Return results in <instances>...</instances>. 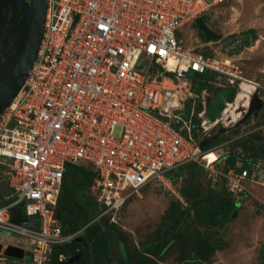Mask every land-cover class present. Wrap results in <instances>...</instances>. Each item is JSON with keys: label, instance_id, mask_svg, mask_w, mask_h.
I'll list each match as a JSON object with an SVG mask.
<instances>
[{"label": "built area", "instance_id": "built-area-1", "mask_svg": "<svg viewBox=\"0 0 264 264\" xmlns=\"http://www.w3.org/2000/svg\"><path fill=\"white\" fill-rule=\"evenodd\" d=\"M227 1L47 0L37 59L0 115V157L9 159L0 161V171L13 190L7 199L14 197L0 206V231L25 249L17 261L49 264L54 246L77 240L94 222L117 223L131 198L152 182L169 189V174L188 163L206 168L214 185L222 179L237 198L251 194L249 181L263 183L259 165L226 170L224 149L257 130L238 127L256 117L242 121L264 82L246 78L232 57L206 55L183 38L186 26ZM207 74L214 75V87L197 91ZM243 84L249 92L238 100ZM227 87L237 88L235 99L220 117L209 118V100ZM231 131L237 135L201 148ZM211 153L215 160H204ZM83 161L97 173L90 192L99 213L66 234L57 203L68 162ZM20 203L24 223L12 220Z\"/></svg>", "mask_w": 264, "mask_h": 264}, {"label": "rangeland", "instance_id": "rangeland-1", "mask_svg": "<svg viewBox=\"0 0 264 264\" xmlns=\"http://www.w3.org/2000/svg\"><path fill=\"white\" fill-rule=\"evenodd\" d=\"M204 19L219 38L208 39L196 24H192L184 29L185 45L206 54L232 57L246 78L264 82V0H228L212 9ZM13 24L17 30L8 38V44H5L6 34L0 38V75L11 68L22 46V28L15 21ZM242 88L241 93L247 91L249 85L244 84ZM262 97L264 99V93ZM255 128L261 130L259 135L242 144L231 143L224 151L240 152L241 156L256 155L253 163L264 172V114L248 120L238 131ZM236 135L237 132L231 131L221 136L228 140ZM241 146H245L246 151ZM215 158L216 154L211 153L204 160L212 162ZM0 161L9 159L0 157ZM83 166L91 168L89 163ZM174 172L172 187L168 189L152 182L141 196L131 198L122 208L113 225L121 239H108L107 258L99 257L90 241L79 248L83 252L81 260L86 259L85 263L80 260V264H264L260 259L264 245V184L249 182L251 194L237 198L227 193L222 179L214 185L210 172L200 164L188 163ZM85 183L81 172L71 171L66 176L64 196L80 216L89 201V186ZM11 194L0 171V200ZM214 194H219L218 201L228 197L233 202L228 218L217 227L199 221L196 215V207ZM187 209L191 215L184 222L183 212ZM161 238L164 239L160 241ZM0 242L13 241L0 236ZM150 246L157 248L147 252ZM0 264L24 263L2 253Z\"/></svg>", "mask_w": 264, "mask_h": 264}, {"label": "water", "instance_id": "water-1", "mask_svg": "<svg viewBox=\"0 0 264 264\" xmlns=\"http://www.w3.org/2000/svg\"><path fill=\"white\" fill-rule=\"evenodd\" d=\"M17 7L19 15H24L26 18V27L24 32V43L18 50L16 61L11 68L5 72L0 78V115L8 108L16 96L23 88L26 80L33 68L37 59L40 45L44 33V25L47 12V0H13ZM196 24L208 39H217L219 35L216 34L205 22L203 17L196 20ZM237 92L236 87L219 88L215 91L214 96L208 103V117L216 119L221 116L222 111L227 101L235 99ZM264 109V99L257 90L252 96L248 112L246 113L243 122L250 118L253 114L258 116ZM226 129H221L220 132H225ZM218 136L212 139H206L201 142V148L209 146L211 141H214ZM259 177L263 178L264 173L259 172ZM23 204H17L12 209V220L16 223H24L28 221V217L23 215ZM104 233L108 239L120 240V232L113 226L108 225L104 229ZM0 236L9 239L8 234L0 231ZM164 238H161L162 241ZM10 240V239H9ZM78 241H83V236L77 238ZM4 244L0 242V253H4L8 257L16 259L25 258V249L20 246L9 244L3 249ZM83 252L79 249L73 251L69 256L61 261V264H73L79 261ZM260 258L264 260V245L261 250Z\"/></svg>", "mask_w": 264, "mask_h": 264}, {"label": "trees", "instance_id": "trees-1", "mask_svg": "<svg viewBox=\"0 0 264 264\" xmlns=\"http://www.w3.org/2000/svg\"><path fill=\"white\" fill-rule=\"evenodd\" d=\"M3 1L5 2L6 10H7V8H9L10 2L12 0H0V9H1L0 14L1 15H3V13H4ZM16 30H17V26L13 25L12 31H9L6 33L5 44H8V41H9L8 38L13 37L16 33ZM247 45H248V42H247ZM204 54H206V53H204ZM0 55H1V50H0ZM206 55H214V54L210 53V54H206ZM1 77H2V75H0V78ZM197 78H198V76H197ZM213 79H214V75H210V74L204 75V77L199 81V84L196 87L197 91L200 92L201 90H203L206 87L213 88L214 84L212 82H210V80L212 81ZM260 133H261V130L258 129L252 133H249V134L235 140L233 143L242 144L245 140H248V139H250V137H253L255 135H259ZM225 140L226 139L224 138V136H220L219 138H217L215 141H213L211 143L210 147L217 145L219 143H222ZM241 147H243V146H241ZM244 148H245V146L242 149L244 151H246V149H244ZM251 148H252L251 150H253L252 146H251ZM255 151L257 152L258 149H256ZM237 153L238 154H236V153H229L228 154L227 159H226V166H225L226 170L229 167H235V168H237V170H240V171L243 169H246V168L250 169L252 166L251 164H254L253 160L257 156L256 155L255 156H253V155L241 156L242 154L240 152H237ZM83 163H88V162H85V161L80 162V163L68 162L67 169H66L65 176H64V182H63L61 194L59 196L58 203H57L56 214H57V217L59 218V220L62 224L63 231L66 234L75 233V232L85 228L86 226H88L92 222V220L95 218V216L99 213V207L95 201V198L92 196V194L90 192V188H91L92 184L94 183V181L97 177V173L94 170V167L90 163L89 164H90L91 168L83 166ZM238 163H241V167L238 166ZM190 164H196V163H190ZM71 171L81 172L82 175L84 176V178L86 179L85 184H88V186H89L88 187V196H89L88 206L86 208H84L83 212H81V216L79 213L75 214L73 208L70 207L68 200L64 196L65 195L64 193H65V185H66V176ZM173 173H175V172H172L169 174L170 177H173ZM226 191L229 195L234 196L227 189H226ZM12 193H13V190H12ZM234 197H236V196H234ZM220 198H222V197H220ZM12 199H14V197H12L11 199L6 198L4 200H0V206L6 202L12 200ZM218 200H219V194H214V195L210 196V198H206L205 201L201 202L196 207L197 219L199 221L205 222L208 225L213 226V227H217L221 223H223L228 218L229 209H230V206L233 204V202L228 197H224L220 201H218ZM174 205L175 204H173L172 207H174ZM183 213H184L183 214L184 222H187L188 218L191 215L190 214L191 212H190V210L187 209ZM36 225L39 227V223ZM107 225H108V222H101V221L94 222V223L90 224L84 230V232L82 234L84 240L82 242H79L76 239H74L67 244L54 246L53 251L50 255L51 259H50L49 264H61V261H60V255L61 254H64L65 256H69L73 251L79 249L80 247H82L86 243L88 244L90 241L93 242V251L96 254H98L99 257L107 258L109 256V254H108L109 250H108V246H107L108 238L106 237V235L104 233L105 226H107ZM113 225H115V223H113ZM177 236L179 237V235H176L175 237H177ZM157 246H150L146 249V251L150 252V251L154 250L155 248H157ZM213 249H216V248L213 247ZM82 256H83V254H82ZM202 257H203V259H205L204 256H202ZM79 261H77L73 264H80V262L85 263L86 259H82L80 262Z\"/></svg>", "mask_w": 264, "mask_h": 264}, {"label": "flooded vegetation", "instance_id": "flooded-vegetation-1", "mask_svg": "<svg viewBox=\"0 0 264 264\" xmlns=\"http://www.w3.org/2000/svg\"><path fill=\"white\" fill-rule=\"evenodd\" d=\"M3 7H4L3 8V11H4L3 15L4 16L0 14V38H2L3 35H5L7 32L12 31L13 25H15V24H13V21H15L16 24H20V26L22 28L20 33L22 34L21 41H22V45H23V43H24V32H25V27H26L25 16L19 15L17 7L15 5V2L13 0L10 2L9 8H7V10H6L5 2L3 1ZM0 13H1V9H0ZM79 242H82V241H79Z\"/></svg>", "mask_w": 264, "mask_h": 264}, {"label": "crops", "instance_id": "crops-1", "mask_svg": "<svg viewBox=\"0 0 264 264\" xmlns=\"http://www.w3.org/2000/svg\"><path fill=\"white\" fill-rule=\"evenodd\" d=\"M262 113L264 114V111H263V110H262V111L259 113V115L256 116V117H261ZM256 117H255V118H256ZM260 179H261V178H260ZM249 182H250V181H249ZM249 182H248V183H249ZM251 183H253V184H254V183H256V184H264V177H263V183L252 182V181H251ZM251 185H252V184H251ZM254 187H256V185H254ZM9 241H10V240H9ZM11 241L15 242V240H13V239H12ZM260 259H261V258H260ZM263 262H264V260H262V263H263Z\"/></svg>", "mask_w": 264, "mask_h": 264}, {"label": "bare ground", "instance_id": "bare-ground-1", "mask_svg": "<svg viewBox=\"0 0 264 264\" xmlns=\"http://www.w3.org/2000/svg\"><path fill=\"white\" fill-rule=\"evenodd\" d=\"M244 85V84H243ZM243 85L241 86V88L243 87ZM248 85H250V84H248ZM249 88H250V86H249ZM249 88H248V90L247 91H245V92H249ZM243 89V88H242ZM245 92H243V93H245ZM243 93H241V95L243 94ZM239 95V97H238V100H242V98H243V96L244 95ZM247 104V102L245 103V105Z\"/></svg>", "mask_w": 264, "mask_h": 264}]
</instances>
